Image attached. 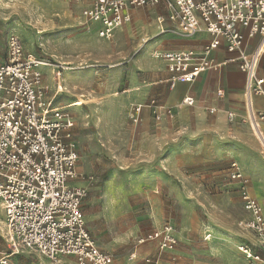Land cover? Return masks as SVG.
I'll list each match as a JSON object with an SVG mask.
<instances>
[{
	"label": "rangeland",
	"instance_id": "1",
	"mask_svg": "<svg viewBox=\"0 0 264 264\" xmlns=\"http://www.w3.org/2000/svg\"><path fill=\"white\" fill-rule=\"evenodd\" d=\"M131 15L130 23L111 39L99 42V26L85 23L75 4L62 0H0V63L7 59V38L14 33L27 53L55 65L45 70V86L54 104L71 112L76 122L78 171L83 177L72 184L88 190L84 201L88 227L117 264H142L144 254L137 251L141 249L138 239L165 224L197 239L193 245L180 247L173 264H246L238 251L229 250L217 237L234 238L256 252V235L240 225L249 216L241 202L239 185L228 173L233 160L244 170L241 154L250 163L256 160L264 172V149L251 134L243 95L234 108L232 102L225 105L228 120L229 113L235 116L229 122L233 134L227 146L234 151L229 161L202 159L200 154L188 151L180 157L179 170L164 168L159 156L149 155L155 144L145 138L162 125H145L138 133L130 111L136 103H146L153 96L165 99L157 87L162 85L161 74L164 79L168 76L151 55L156 42L160 40V48L176 43L182 47L183 43L176 40L186 37L170 25L159 35L154 9H135ZM168 35L174 39L164 42ZM142 39H148L144 46ZM138 59L151 60L156 69L138 70ZM145 83L151 85L144 87ZM259 124L264 132L263 124ZM164 126L163 130L174 131L184 141L187 127L179 112L172 127ZM243 172L254 188L252 176ZM259 200L264 205V198ZM207 231L213 235L204 240L202 234ZM132 252L138 257L129 262ZM3 257H8L10 264H53L36 252L13 249L2 212L0 259ZM61 264L76 263L64 260Z\"/></svg>",
	"mask_w": 264,
	"mask_h": 264
},
{
	"label": "built area",
	"instance_id": "2",
	"mask_svg": "<svg viewBox=\"0 0 264 264\" xmlns=\"http://www.w3.org/2000/svg\"><path fill=\"white\" fill-rule=\"evenodd\" d=\"M62 1L79 7L85 23L99 26V42L111 39L131 22V11L141 8H164L166 13H158L156 18L160 34L166 33L167 22L188 38L207 33L210 40L201 51L153 53L154 59L165 64L171 89L178 83H194L216 68L213 53L225 48L237 54L230 61L238 62L245 77L243 95L249 122L253 120L258 128L259 122L264 124V111H256L254 106L255 96L264 100V78L259 73L264 59V0ZM147 42L142 39L141 46ZM54 66L27 53L18 35L8 36L7 59L0 63V205L8 239L13 249L36 252L53 264H61L64 258H74L77 264H114V257L100 248L87 226L83 204L88 190L72 184L80 177L76 122L47 93L45 70ZM217 96L223 101L225 91L218 90ZM194 102L190 97L183 100L189 106ZM145 107L157 122L174 116L171 108L153 98L131 108L133 124L143 122ZM234 118L229 113V120ZM229 177L238 183L241 202L250 216L240 225L256 235L260 253L245 245L238 250L251 264H264V205L252 194L238 162L231 163ZM146 244H156L157 253L145 258V263L160 264L165 253L178 247L176 229L165 224L138 239V245ZM137 257L132 252L129 261ZM0 264H10L9 258H1Z\"/></svg>",
	"mask_w": 264,
	"mask_h": 264
},
{
	"label": "crops",
	"instance_id": "3",
	"mask_svg": "<svg viewBox=\"0 0 264 264\" xmlns=\"http://www.w3.org/2000/svg\"><path fill=\"white\" fill-rule=\"evenodd\" d=\"M161 10H163V12ZM158 13L164 14L166 13V11L164 10V8L160 7L159 9L156 10V15ZM167 25L171 26L169 22L166 23V26ZM172 39L174 38L168 35L163 40L164 42L165 41L169 42V40ZM209 40H210V36L207 33H200L194 36L193 38L181 37V40H176V42L183 43L182 47H178L179 43H176L170 45V48H160L161 42L160 40H158L156 42V44H158L157 45L158 48L157 47L154 48L151 55L153 57V53L157 50L201 51L206 46V44H208ZM199 41H203L204 43L202 45H197ZM236 57L237 54L228 53L225 50V48H221L220 50L215 51L212 56L215 63L218 64V66L214 68L215 70L211 69L204 72L199 76V78L194 83H190V84L178 83L172 89L169 84L170 74L167 71L165 64L155 59L158 65L160 66L161 70L164 73H166L168 76L167 79H164L165 75L161 74L163 76L162 77L163 79L160 81L162 85L157 87V90H159L160 94L162 96L165 95V99L161 100L158 96H153L149 100L156 98L163 107L171 108L173 110L174 116L173 118L165 117L162 120V122H157L154 116L152 115L150 108L145 107L143 111V122L140 125L134 124L133 126L136 127L135 129L138 130V133L140 131V128L142 129L143 127H145V125H147L148 128L152 124H156V126L162 125L163 127H165L164 125H167L172 127L173 121L175 117H177L179 112L182 123L184 124L185 127H187V131H186L187 137L185 136L183 138L184 141H182L181 136H177V134H175L174 131L171 132V131L163 130L162 126L161 128L160 127L158 129L156 128V130L149 131L147 136L145 137L148 140H150L153 144H155V150L153 152H149V155H152L153 156L152 158L159 156L158 161L160 165H162L164 168L173 171L179 170L181 166L180 157L182 156L183 152H188V151L191 152L190 154L193 153L200 154L201 156H203L202 159L204 157L205 158L208 157L210 160L217 162H227L234 155L233 154L234 151L229 146H227L229 137L232 136L233 134V129H231L229 122H233L234 120L233 121L228 120L225 111V105L227 102H232L234 108L236 106L235 101L242 98L244 91V84H245L244 74L239 70L237 61H230L236 59ZM137 61L138 62L136 64V68L138 70L156 69L153 67V63L149 59L148 60L138 59ZM259 73L264 78V59L262 60V63L260 65ZM217 75L221 77H218ZM165 82L168 84L164 85ZM154 84H157V82H154ZM150 85L151 83H145L144 87H149ZM167 86L169 87L168 92H167ZM218 90L225 91V99L223 101H220L217 96ZM187 97L194 99L195 102L193 106L183 104V100ZM147 102L148 101H146V103ZM136 104H145V102L136 103ZM254 106L256 111H264V100L259 96H255ZM207 109H209V112H207ZM213 109H215V112L211 113V110ZM250 131L252 136L255 137L253 132L254 130L251 129ZM263 136H264V132H263ZM255 138L257 140L260 149L262 150V143L258 140L257 137ZM135 139L138 140V137ZM171 140H177V142H172ZM188 143H192V145ZM239 157H240L239 161H241L244 169L242 170L241 168L242 172L245 171L253 178L254 188L250 183L252 194L256 197L264 198V172L259 168V165L256 160H254L253 163H250L244 158L242 154ZM232 162H234V160ZM79 175L80 177H83L80 171H79ZM137 185H135V187ZM78 186L84 187L83 185L80 184ZM83 210H84V204H83ZM2 212L3 210L2 208H0V215L2 214ZM3 216H4V212H3ZM4 221H5V216H4ZM87 226H88V222H87ZM161 227L162 226L156 228L155 230L160 229ZM155 230H152L151 232ZM176 232H177V237L179 239L178 247L173 252L165 253L161 258L160 264L175 263L178 259L180 247L183 244L193 245L197 240L195 236L192 235L185 236L182 233V231L181 232L176 231ZM149 233H146L141 237L146 236ZM209 234L210 233L208 231L202 234L204 240H208L209 238L212 237L213 234L211 235ZM217 237L226 248L232 251H236V252L238 251L243 257V262H246V264H251V262L248 259H246L245 255H243L238 250L239 246L244 245L243 243L238 244L236 239L229 238L226 236H217ZM256 240H257L255 244L256 252L260 253L259 240L257 239V237ZM100 248L104 250L101 246ZM139 248L137 249L138 253H140V255L144 254L142 264H146L145 258L149 256H154L157 253L156 244H146L144 246H141V249ZM104 251L107 252L106 250ZM129 256L130 254L128 255V261H129ZM64 260H73L76 263L74 258H64L62 261ZM129 262H134V261H129ZM114 264H117L115 260H114Z\"/></svg>",
	"mask_w": 264,
	"mask_h": 264
},
{
	"label": "bare ground",
	"instance_id": "4",
	"mask_svg": "<svg viewBox=\"0 0 264 264\" xmlns=\"http://www.w3.org/2000/svg\"><path fill=\"white\" fill-rule=\"evenodd\" d=\"M250 125L252 127V129L254 130V136L258 138V140L262 143V148L264 149V136H263V132L260 128L257 127V125L253 122V120H251Z\"/></svg>",
	"mask_w": 264,
	"mask_h": 264
}]
</instances>
